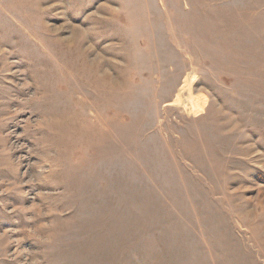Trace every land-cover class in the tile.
Instances as JSON below:
<instances>
[{
    "label": "rangeland",
    "instance_id": "374dc122",
    "mask_svg": "<svg viewBox=\"0 0 264 264\" xmlns=\"http://www.w3.org/2000/svg\"><path fill=\"white\" fill-rule=\"evenodd\" d=\"M0 264H264V0H0Z\"/></svg>",
    "mask_w": 264,
    "mask_h": 264
},
{
    "label": "bare ground",
    "instance_id": "6f19581e",
    "mask_svg": "<svg viewBox=\"0 0 264 264\" xmlns=\"http://www.w3.org/2000/svg\"><path fill=\"white\" fill-rule=\"evenodd\" d=\"M195 102V101H194ZM197 102V101H196ZM198 104V103H197ZM201 105V104H200ZM196 106H199V105H196ZM196 106H195V108H196ZM201 107V106H200ZM202 109V108H201ZM198 110V109H197Z\"/></svg>",
    "mask_w": 264,
    "mask_h": 264
}]
</instances>
